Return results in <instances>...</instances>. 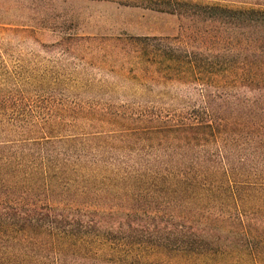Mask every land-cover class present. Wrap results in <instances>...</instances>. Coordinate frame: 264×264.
I'll use <instances>...</instances> for the list:
<instances>
[{"label": "trees", "instance_id": "trees-1", "mask_svg": "<svg viewBox=\"0 0 264 264\" xmlns=\"http://www.w3.org/2000/svg\"><path fill=\"white\" fill-rule=\"evenodd\" d=\"M166 1L238 32L242 59L133 39L156 75L138 87L193 86L197 101L0 92V264H264V6ZM78 117L99 129L70 133Z\"/></svg>", "mask_w": 264, "mask_h": 264}, {"label": "rangeland", "instance_id": "rangeland-1", "mask_svg": "<svg viewBox=\"0 0 264 264\" xmlns=\"http://www.w3.org/2000/svg\"><path fill=\"white\" fill-rule=\"evenodd\" d=\"M188 1L264 6V0ZM166 3V0H0V92L50 97V104L59 106L78 101L120 105L125 98L160 92L177 102V99L197 101L198 91L193 86L138 87L137 79L153 80L156 75L147 64L142 66L139 55L147 50L139 42L134 44L133 39L156 37L161 41H150L148 49L166 42L177 45L183 40L194 49L212 53L211 60L220 63L221 48L232 50L234 60L242 59L237 53L241 36L225 31L218 22L171 13L166 10ZM211 105L221 110L219 100ZM87 123L78 117L70 133L99 129H90ZM74 129L77 130L73 132ZM120 153L116 155L120 157ZM215 207L221 208V202ZM152 258L170 264L179 260Z\"/></svg>", "mask_w": 264, "mask_h": 264}]
</instances>
